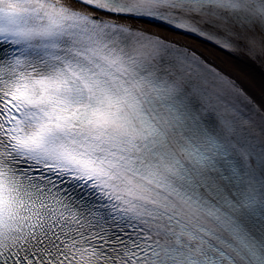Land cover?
<instances>
[{
    "label": "snow or ice",
    "instance_id": "1",
    "mask_svg": "<svg viewBox=\"0 0 264 264\" xmlns=\"http://www.w3.org/2000/svg\"><path fill=\"white\" fill-rule=\"evenodd\" d=\"M187 36L264 67V0H0V264H264V108Z\"/></svg>",
    "mask_w": 264,
    "mask_h": 264
},
{
    "label": "bare ground",
    "instance_id": "2",
    "mask_svg": "<svg viewBox=\"0 0 264 264\" xmlns=\"http://www.w3.org/2000/svg\"><path fill=\"white\" fill-rule=\"evenodd\" d=\"M187 43L234 79L237 85L251 99L253 105L264 108V67L254 64L242 55H229L214 49L196 37H176Z\"/></svg>",
    "mask_w": 264,
    "mask_h": 264
}]
</instances>
